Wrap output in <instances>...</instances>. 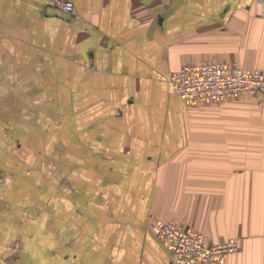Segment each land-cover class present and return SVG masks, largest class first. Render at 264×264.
Segmentation results:
<instances>
[{
  "label": "crops",
  "instance_id": "obj_1",
  "mask_svg": "<svg viewBox=\"0 0 264 264\" xmlns=\"http://www.w3.org/2000/svg\"><path fill=\"white\" fill-rule=\"evenodd\" d=\"M0 0V264H173L165 223L264 264V97L185 103L184 66L264 72L256 0Z\"/></svg>",
  "mask_w": 264,
  "mask_h": 264
},
{
  "label": "built area",
  "instance_id": "obj_2",
  "mask_svg": "<svg viewBox=\"0 0 264 264\" xmlns=\"http://www.w3.org/2000/svg\"><path fill=\"white\" fill-rule=\"evenodd\" d=\"M264 7V0H256ZM56 8L72 15V2L58 0ZM169 84L189 105H222L228 100L245 96L264 97V72L244 70L234 63L212 61L184 66L171 72ZM157 237L169 251L173 264H225L227 257L240 251L238 240L208 243L199 231L177 223L158 227Z\"/></svg>",
  "mask_w": 264,
  "mask_h": 264
}]
</instances>
